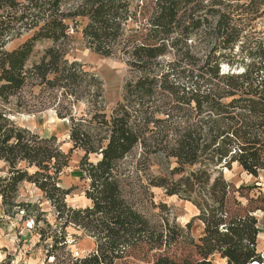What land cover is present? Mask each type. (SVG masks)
<instances>
[{"label": "trees", "instance_id": "trees-1", "mask_svg": "<svg viewBox=\"0 0 264 264\" xmlns=\"http://www.w3.org/2000/svg\"><path fill=\"white\" fill-rule=\"evenodd\" d=\"M264 0H0V198L4 214L32 184L55 212L47 257L59 260L73 227L94 250L68 264H264L258 250L261 186H236L224 171H264ZM125 62L122 100L107 110L105 81L70 60L77 37ZM11 47L9 48V46ZM45 45L38 55V48ZM55 111L71 148L19 125L5 109ZM75 151L90 205L67 204L61 176ZM162 163H160V161ZM155 165L158 171H152ZM190 203L185 227L153 222L151 192ZM195 220L203 235L192 234ZM8 264V263H6ZM12 264V263H10Z\"/></svg>", "mask_w": 264, "mask_h": 264}, {"label": "rangeland", "instance_id": "rangeland-1", "mask_svg": "<svg viewBox=\"0 0 264 264\" xmlns=\"http://www.w3.org/2000/svg\"><path fill=\"white\" fill-rule=\"evenodd\" d=\"M254 26L258 31H264V19L255 22ZM76 37L75 46L68 58L85 64L92 71L101 75L105 81L107 110L110 111L122 100L125 83L130 78L129 69L122 60L95 54L83 45L80 35H76ZM44 47L45 45H42L38 48L39 56ZM5 109L12 115V119L24 128L38 133L42 137L55 136L64 151L71 148L68 124L66 121L60 120L55 111L47 110L33 115L16 113L13 106H7ZM82 155V152L75 151L71 156L69 167L61 176V186L71 191L67 198V204L74 208H85L90 205L85 197L86 186L80 179L81 173L78 168ZM159 161L162 163L161 160ZM2 168L3 164H0V175H2ZM158 169L155 165L152 171L156 172ZM224 174L227 180L236 186H251L258 183L261 186V192L264 193V171L256 179L234 165L231 170H225ZM151 192L154 195L155 204L166 207L164 211L162 208L146 207V215L153 222L160 221L163 216H169L176 224L185 227L198 214L190 203L180 200L178 197H167L162 189L153 188ZM1 202L0 198V259H2V264H68L67 259L70 255L81 258L94 250L95 244L92 238L83 231L69 227L66 230L69 248L58 251V261L54 262L53 258L47 257V250L51 242L50 240L45 243L40 241L38 228L49 232L44 221L52 226L53 231H57L59 227H57L55 212L50 203L32 184L23 183L20 186L18 202L37 205L39 210L31 209L30 212L23 213L15 209L13 214L7 215L2 210ZM260 213L262 212L257 213L256 217L260 216ZM36 217L44 219L38 226L35 223ZM203 228L200 221H194L192 227L194 238L198 239L203 235ZM225 263L219 256L213 258V264Z\"/></svg>", "mask_w": 264, "mask_h": 264}, {"label": "crops", "instance_id": "crops-1", "mask_svg": "<svg viewBox=\"0 0 264 264\" xmlns=\"http://www.w3.org/2000/svg\"><path fill=\"white\" fill-rule=\"evenodd\" d=\"M257 218L259 222L258 250L259 252H262L264 250V212L260 213V216H258Z\"/></svg>", "mask_w": 264, "mask_h": 264}, {"label": "built area", "instance_id": "built-area-1", "mask_svg": "<svg viewBox=\"0 0 264 264\" xmlns=\"http://www.w3.org/2000/svg\"><path fill=\"white\" fill-rule=\"evenodd\" d=\"M0 264H2V259H0ZM254 264H259V263H254Z\"/></svg>", "mask_w": 264, "mask_h": 264}]
</instances>
